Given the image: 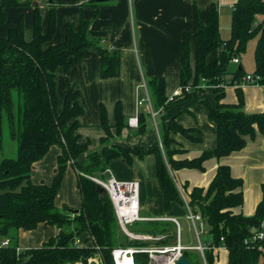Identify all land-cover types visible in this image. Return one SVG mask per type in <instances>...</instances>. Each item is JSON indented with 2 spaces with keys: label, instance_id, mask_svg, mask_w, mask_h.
<instances>
[{
  "label": "trees",
  "instance_id": "trees-1",
  "mask_svg": "<svg viewBox=\"0 0 264 264\" xmlns=\"http://www.w3.org/2000/svg\"><path fill=\"white\" fill-rule=\"evenodd\" d=\"M31 0H0V26L6 22L7 9L31 7ZM99 3L88 1L86 5ZM96 14H94V17ZM193 32L185 33L182 39L180 87L190 86L189 92L167 102L165 81L161 77L145 80L150 99V109L159 116L161 131L159 143L153 148L130 147L111 144L127 129L128 119L120 103L114 106V124L110 125L106 108L101 105L100 125L105 136L100 148L81 156L88 150V142L81 143L79 118L83 109L79 92L74 85L67 88L60 105L56 92V71L67 72L72 61L79 62L86 49H94L100 57L101 79H111L120 74V51L106 49L98 39L90 38V21L80 15L77 24L63 26L64 39L53 43L56 29L55 6L50 7L46 31L41 26L39 8L33 7L32 36L25 38L24 20L20 16L5 36H0V149L3 126L6 124L9 137L16 145L14 159L0 161V243L8 240L7 247L0 245V264H88L90 258L100 256L101 264H114V249L169 246L175 239L169 229L170 221L136 222L129 226L135 233H164V238L155 242L132 240L117 224L113 207L106 195L100 194L98 185L91 178H103L110 163L120 159L131 165L133 159L147 155L155 157V173L165 211L173 204L187 206L200 215L210 240L203 257L195 251L184 250L181 257L190 264H212L215 252L223 247L228 253L226 264H264V238H256L264 231V181L262 198L255 213L246 217L234 214L232 209L243 203L240 179L233 178L226 165H219L211 183L206 188L194 187L181 192L171 172L179 169L203 171V164L211 158H222L242 150L245 137L254 138L256 129L264 135V112L246 114L243 111L244 97L239 85L247 74L240 65L231 69L233 60H240L248 44L255 40L253 51L254 70L259 84L264 86V0H238L230 19V36L222 39L219 31L218 12L214 4L204 24L194 12ZM193 45V65L191 52ZM216 58L210 60L212 54ZM204 80L212 87L215 104L201 99L208 118L216 126V147L202 152L193 159L174 160L184 150L177 148L172 135H181L192 141H200L197 129H185L175 118L165 119V112L181 100L196 98L202 88H196ZM226 86H234L237 103H222ZM144 93V92H143ZM145 95V94H144ZM139 113L134 134L146 131V117L151 113ZM51 147L60 150L50 184H34L31 172L35 163L41 161ZM76 174V184L81 196L77 214L71 215L66 208L56 205L57 195L67 168ZM171 171V172H170ZM183 193V195L181 194ZM185 197V198H184ZM39 226L56 227L57 233L40 247L20 249L21 232L37 230ZM254 228L255 232L251 233ZM76 240L79 241L75 244ZM134 264H149V255L137 252L132 255Z\"/></svg>",
  "mask_w": 264,
  "mask_h": 264
},
{
  "label": "crops",
  "instance_id": "crops-1",
  "mask_svg": "<svg viewBox=\"0 0 264 264\" xmlns=\"http://www.w3.org/2000/svg\"><path fill=\"white\" fill-rule=\"evenodd\" d=\"M88 1L31 0V7L7 9L5 11L6 22L0 26V36H5L7 31L15 26L18 18L22 16L25 38L30 40L33 7L39 8L41 26L43 31H46L50 7L53 5L55 6L56 18L53 43L62 42L64 24L69 22L77 24L82 14L85 20L90 21L88 28L90 38L98 39L100 45L106 49L120 51V74L115 78L101 79L100 57L94 49H86L81 61H72L67 72L62 69L56 71V92L60 105L67 88L71 85H74L79 92V103L83 109V114L79 118L81 125L79 129L80 142H88L89 144L88 150L81 156V160H85L88 153L98 150L101 139L105 136L100 125L99 107L103 105L106 108L110 125L114 124L113 112L116 103H120L122 112L128 120L137 118L139 113H148V105L145 103L140 106L137 105L138 98L144 97V93L139 91V87L141 80H144L145 83V80L154 77L164 79L165 96L170 97L180 87L182 39L185 33L191 34L193 32L194 12L197 13L198 22L204 24L208 19L210 6L214 4L218 12L221 36L223 28L227 27L230 31L233 5L238 0H109L99 3L95 7L86 5ZM94 14H96L95 17ZM215 58L216 53L211 55L210 60ZM191 65H193V45ZM232 65L235 66L231 67L232 70L242 66L241 60L237 64L232 63ZM241 90L244 97V113H263L264 88L244 85ZM201 99L207 100L211 105L215 104L211 86L203 87L202 91L197 93L196 98L173 103L164 114L166 121L175 118L177 124L183 128L199 131L200 141L198 142H192L178 134L171 136L177 143V148L184 150L183 153L175 155L174 160L193 159L202 152L213 150L216 147V126L209 120L205 106L199 102ZM221 102L228 105L237 103L234 86L225 87ZM158 118L159 116L153 120L152 117H146V131L143 135L134 134L137 128L128 125L129 127L122 131L121 136L112 140L111 144L130 147L140 146L145 149L160 145L159 133L162 125ZM151 125L153 126L151 127ZM245 140L246 145L242 150L219 159L211 158L205 161L203 171L186 168L174 172L170 171L179 191L181 192V188L184 186H186L187 193H190L194 187L206 188L213 180L217 167L226 165L230 169L231 176L240 179L243 183L240 189L243 195V203L240 207L232 209L233 213L246 217L252 216L262 198L264 135L256 129L254 138L247 136ZM59 153L60 150L57 147H51L47 155L35 163L30 177L32 183L50 184ZM107 172L110 177L118 181L138 183L142 217L151 219L149 221H167L166 219L174 218L178 222L180 217L177 215L180 213L182 218L189 222L186 218V206L173 204L169 211H165L163 196L156 179L155 157L153 155H147L143 159L134 158L131 165L120 159L113 160ZM181 194L183 195V193ZM56 205L60 209L66 208L71 215L77 214L80 209L81 196L77 189L76 174L70 167L67 168L62 180ZM177 208L181 211H174ZM189 224L192 228L190 222ZM199 229H201L199 234L202 232L204 236L203 240H199V235L198 237L195 236L192 228L197 240L196 245L193 246L182 244L179 229L180 245L193 248L200 243L207 246L210 238L206 234L205 226L202 224ZM56 233V227L48 226H39L37 230L31 232H21L18 242L19 248L40 247ZM163 238L164 236L157 238L156 241ZM176 244L177 229L175 243L172 245L171 242L169 246L164 247L171 248ZM164 247H156V249ZM146 248L151 249L153 247ZM189 251L195 252L196 250L191 249ZM227 260L226 249L220 247L215 252L212 264H226Z\"/></svg>",
  "mask_w": 264,
  "mask_h": 264
},
{
  "label": "built area",
  "instance_id": "built-area-1",
  "mask_svg": "<svg viewBox=\"0 0 264 264\" xmlns=\"http://www.w3.org/2000/svg\"><path fill=\"white\" fill-rule=\"evenodd\" d=\"M233 63L237 64L238 60L234 59ZM259 76H253L251 74L246 75L242 78V81L239 85L243 87L244 85L250 86H259L263 87L259 84ZM205 87L204 80H202L201 85L196 88H203ZM140 88L144 91V97L138 98L137 105L140 106L142 103H147L148 107L150 108V100L146 91L145 83L143 82L140 85ZM191 90L190 86L185 87L182 89L181 87L177 88L170 97L167 98V102L172 101L174 98L182 96L183 92H189ZM151 117H156V113L150 109ZM128 125L132 128H137L138 122L137 118H131L128 120ZM93 182H95L98 187H101L105 191V195L108 197L109 201L114 210V214L116 217V221L122 232L128 236L130 239L134 240H149L150 237L146 235L134 234L129 231V226L136 222H144L149 221L151 219L144 218L140 214V201H139V185L137 182L134 181H118L112 177L108 179L103 178H91ZM185 206L187 209L186 218L191 223L192 228L194 230L195 236L198 237L199 231L198 228L202 227V220L199 214L193 213L190 208L187 206L185 202ZM175 224L177 229V244L174 247H164V248H157V249H148V248H127V249H114L111 253L112 259L114 264H119L120 261L123 260L126 256L131 259V264H134L132 255L137 252H144L149 255V264H157L156 257L153 254H168L167 261L168 264H175L177 260L181 258V254L184 250H191L194 249L198 251L201 256L203 257V253L206 250V246L201 245L200 243L193 248L184 247L180 245L179 239V225L176 219L170 218L166 219ZM256 238L263 239L264 238V231L257 234ZM79 241L76 240L75 244H78ZM9 244L8 240H3L0 245L3 247H7Z\"/></svg>",
  "mask_w": 264,
  "mask_h": 264
},
{
  "label": "rangeland",
  "instance_id": "rangeland-1",
  "mask_svg": "<svg viewBox=\"0 0 264 264\" xmlns=\"http://www.w3.org/2000/svg\"><path fill=\"white\" fill-rule=\"evenodd\" d=\"M229 36H230V31L228 30V28L227 27L226 28H223L222 31H221V38L225 40V39H228ZM254 47H255V40L251 41L248 44L246 53L240 59L241 60L242 67H243V70H244V72H247V74L252 73L253 72V69H254V63H253V51H254ZM231 67H235V66L234 65H231ZM143 82H144V80H141L140 81V85ZM139 89H140L139 91L141 93L144 92L142 88L139 87ZM145 105H147V103H145ZM152 126L153 125H151V127ZM154 127L156 129V126L155 125H154ZM2 142H3L2 148L0 149V161L3 158L14 159L16 157V145H15V142L12 141L10 139V137H9L8 129H7L6 124H4V126H3ZM59 210L62 211L63 208H61V209L59 208ZM174 211L180 212L181 210L177 208ZM150 214H152V213H150ZM177 217H180V218H178V222H179L180 237H181L182 244L183 245H192V246L193 245H196L197 240H196V237L194 236L193 230L190 227L189 222H187L184 218H182V216H181L180 213L177 215ZM200 230L201 229L198 228V231H200ZM169 233L170 234H173L175 236V234H176V228H175L174 225L169 229ZM163 234L164 233H162V234L161 233L160 234L145 233L144 235H147V236L150 237V239L148 241L155 242L157 240V238L163 237L164 236ZM203 237L204 236H203L202 232H200V234H199V240H203ZM0 241H1V239H0ZM174 243H175V239L172 240V245ZM151 249L154 250V249H156V247H153ZM153 256L156 257L157 264L158 263L162 264L163 259L165 257H168V254H162V256H160L159 254H153ZM88 264H101V258H100V256H96L94 258H90L88 260Z\"/></svg>",
  "mask_w": 264,
  "mask_h": 264
},
{
  "label": "water",
  "instance_id": "water-1",
  "mask_svg": "<svg viewBox=\"0 0 264 264\" xmlns=\"http://www.w3.org/2000/svg\"><path fill=\"white\" fill-rule=\"evenodd\" d=\"M90 2H94V3H104V2H108L109 0H89ZM110 177L109 173L107 172L104 176L105 179H108ZM98 191L100 192V194L102 195H105V191L101 188V187H98ZM74 213H77V211H74ZM255 230L254 228L251 229V233H254ZM175 264H190L189 261L184 258V257H181L179 260H177L175 262Z\"/></svg>",
  "mask_w": 264,
  "mask_h": 264
},
{
  "label": "bare ground",
  "instance_id": "bare-ground-1",
  "mask_svg": "<svg viewBox=\"0 0 264 264\" xmlns=\"http://www.w3.org/2000/svg\"><path fill=\"white\" fill-rule=\"evenodd\" d=\"M119 264H131V259L128 256H126L125 258H123L122 261L119 262ZM158 264H160V263H158ZM162 264H168L167 257H165L163 259Z\"/></svg>",
  "mask_w": 264,
  "mask_h": 264
}]
</instances>
